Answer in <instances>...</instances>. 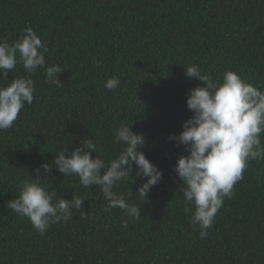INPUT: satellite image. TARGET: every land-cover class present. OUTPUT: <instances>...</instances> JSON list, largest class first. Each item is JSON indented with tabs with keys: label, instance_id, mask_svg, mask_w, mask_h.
I'll use <instances>...</instances> for the list:
<instances>
[{
	"label": "trees",
	"instance_id": "1",
	"mask_svg": "<svg viewBox=\"0 0 264 264\" xmlns=\"http://www.w3.org/2000/svg\"><path fill=\"white\" fill-rule=\"evenodd\" d=\"M26 26L47 46L48 66L62 67V84L46 82L43 69L28 74L22 63L0 78V87L18 76L34 81L32 104L0 132V264H264V160L249 161L201 237L174 171L188 153L169 140L192 116L189 90L204 86L184 67L198 65L221 81L235 71L264 90V0H0V40L12 43ZM113 77L121 83L109 90ZM121 124L143 134L141 150L163 171L144 201L137 190L145 178L135 166L114 187L140 208L138 217L105 211L99 186L86 189L75 175L41 169L89 140L92 156L110 162L122 150L115 139ZM36 178L63 199H83L87 219L73 209L71 220L41 235L8 209L21 182Z\"/></svg>",
	"mask_w": 264,
	"mask_h": 264
},
{
	"label": "clouds",
	"instance_id": "2",
	"mask_svg": "<svg viewBox=\"0 0 264 264\" xmlns=\"http://www.w3.org/2000/svg\"><path fill=\"white\" fill-rule=\"evenodd\" d=\"M47 46L42 43L31 27H25L20 36L9 43L0 40V78L7 79L9 72L18 63L23 64L28 74L43 69L46 82L61 86L58 75L63 72L60 65L48 66ZM17 57L19 59H17ZM185 68L190 79L203 82L189 90L187 108L192 116L182 124L179 134L172 133L169 140L185 147L187 155H180L174 166L186 203L194 206L191 223L199 225L200 236L208 235L216 214L225 198L231 199L235 184L243 179V173L251 160H264V90L245 82L235 71H226L221 80H213L201 73L198 65ZM121 81L113 77L106 81V88L113 90ZM34 100V81L25 76L14 78L7 86L0 87V132L13 127L25 104ZM115 139L122 145L119 155L106 162L96 153V145L89 140L71 152L61 151L54 160L41 164L45 173L57 169L63 176L75 175L86 189L99 186L107 201L105 211L121 209L126 215L138 217L140 208L127 202L114 187L135 171L145 178L138 188L144 201L151 188L163 179V171L147 159L141 150L145 144L143 134L131 130V125L121 124L115 131ZM87 149V150H85ZM39 176L40 169L36 170ZM55 201V202H54ZM83 199L73 193L71 200L63 199L56 192L47 191L41 178L33 182L24 179L18 196L7 201L6 207L31 222L36 231L43 235L53 224L67 223L72 219L73 209L82 211ZM123 227L127 223L123 222Z\"/></svg>",
	"mask_w": 264,
	"mask_h": 264
}]
</instances>
